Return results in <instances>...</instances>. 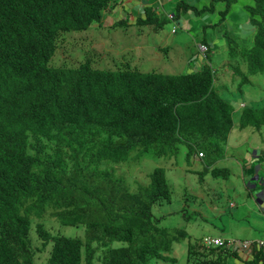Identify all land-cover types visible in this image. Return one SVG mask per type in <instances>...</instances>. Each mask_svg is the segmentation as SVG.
<instances>
[{
    "label": "trees",
    "instance_id": "16d2710c",
    "mask_svg": "<svg viewBox=\"0 0 264 264\" xmlns=\"http://www.w3.org/2000/svg\"><path fill=\"white\" fill-rule=\"evenodd\" d=\"M221 1L224 22L238 0ZM252 2L242 12L256 33L252 47L241 49L240 55L252 75H264V0ZM105 3L0 0L21 5L24 12L7 34L0 33V79L14 82L0 88V264H34L29 218H40L48 210L63 225H85L86 246L82 263L79 240L53 238L46 264H93V242L122 244L107 249L103 264H147L165 258L173 243L185 237H170L151 214L154 206L170 203L162 168L152 171L147 186L138 184L131 192L102 166L125 163L134 151L152 150L161 158L175 155L180 145L193 153V141L199 138L223 139L216 110L205 111L208 97L201 77L210 81L205 76L209 70L196 74L200 77L177 74L145 84L137 73H101L88 62L74 69H50L48 57L38 50L49 39L52 50L53 40L37 14L53 13L63 29L79 31L98 19ZM146 15L136 35L157 34L168 22L149 9ZM200 42L210 46L205 35ZM16 46L31 48L35 56V67L20 79L15 55L6 49ZM241 118L244 125L258 129L264 126V109L246 111ZM56 126L65 130L67 140L56 141ZM37 233L45 242L51 239L41 226ZM224 256L221 249L189 245L186 264H225ZM245 264H264V254Z\"/></svg>",
    "mask_w": 264,
    "mask_h": 264
},
{
    "label": "rangeland",
    "instance_id": "374dc122",
    "mask_svg": "<svg viewBox=\"0 0 264 264\" xmlns=\"http://www.w3.org/2000/svg\"><path fill=\"white\" fill-rule=\"evenodd\" d=\"M181 1L184 2V0ZM188 3L199 9L204 6L203 0H188ZM178 4L179 0H168L165 9L176 11ZM252 4V0H238L231 5L223 24H219L221 11L225 8V3L222 1L215 0L207 3L199 15H194L191 12L186 14L182 9H178L179 21L184 28L175 27V33H173V22L169 21L162 26L157 37L159 46L162 45L160 43H164V45L173 47L174 43V52L166 54L160 51L158 55L157 53L150 54L149 59L142 62V70L139 71L171 75L190 72L192 65L189 63L196 64L192 61L196 54L195 41H201L205 35L208 41L217 43L213 54L210 55L212 56L210 62L216 72L222 65L223 68L220 72H230L225 66L233 63V59L236 57L235 49L249 48L253 44L254 33L248 32L250 28L248 15L242 12L243 6ZM204 19L208 21L205 23ZM204 25H210V27L203 29ZM138 28L139 26L136 25H130L126 29L118 27L115 30L97 28L94 32L99 36V41L105 42L106 58L95 60L92 67L114 71L123 68L124 64L136 60V43L140 39L139 36H136L139 33L136 30ZM71 34L76 33L70 32L62 35ZM229 39H233L236 43ZM244 39L246 42L240 44ZM147 40L151 43V40ZM82 44L84 45H69L70 60L66 61L67 66H76L86 54L99 53L90 50L89 43L82 42ZM57 52L61 53L60 48ZM130 67L136 69L135 64ZM229 74L226 83H229ZM241 90L249 92L242 95L239 92L233 93L231 86L227 84L220 89L218 94L233 106L234 124L238 122L241 113V108L234 107L235 103H243L250 109L264 107V75L253 77L251 84L242 86ZM232 135L241 139L237 146L240 156L243 154V144L247 142L249 145L254 144L255 149L260 148L264 151V128L258 131L254 128H239ZM101 138L102 136H98L96 139L100 140ZM213 142L208 148L205 147V150L203 141H193V153H189L186 145H180L177 154H168L161 158L156 157L152 151H136L137 154L134 157L131 156L124 164L109 163L102 166L113 171L131 192L137 191L138 184L147 186L149 175L155 168H162L165 171L171 201L168 204L154 206L151 214L154 218L160 219V227L168 230L170 237L176 236L177 233H184L185 237L175 241L172 251L168 253V257L173 261L159 260L152 261L150 264H186L188 245L200 242L204 237L248 242L252 237L259 235L262 236L259 239L264 242V210L261 206L263 199L259 196L261 184L254 178L255 175L249 180L250 175L255 173V167L252 169V173L247 174L248 170L231 162L233 159L239 158L235 151L229 153L228 158L230 159H227V163L215 160L217 154H212L209 151L210 148L215 147V142ZM244 146L247 147V145ZM198 150L205 153L204 158L197 157ZM219 155L224 156L223 153ZM225 168L228 169V172L220 171L219 177L214 176L211 172L213 169ZM262 178L264 179V174ZM230 203L235 205L234 210L230 208ZM41 223L52 236L77 238L84 241L83 225H61L48 214L45 215ZM29 239L35 254L34 264H46L51 245L42 249V243L36 235L34 223L30 228ZM226 263L240 264L232 257H228ZM95 264H100V261L97 259Z\"/></svg>",
    "mask_w": 264,
    "mask_h": 264
},
{
    "label": "clouds",
    "instance_id": "9594fccd",
    "mask_svg": "<svg viewBox=\"0 0 264 264\" xmlns=\"http://www.w3.org/2000/svg\"><path fill=\"white\" fill-rule=\"evenodd\" d=\"M106 3L103 7L100 8L98 13V19L92 20L85 29L83 30H66L63 29L64 23L61 21H57L53 18L52 15H49L47 13L44 14H37V17L40 21L41 27H43L44 31L49 34L50 38L53 40V48L52 50L49 49L50 47V39L47 43L42 45L38 48L40 53L44 56L48 57V68H69L74 69L78 67L80 64L88 62L89 66L92 70L101 72V73H108L113 74L114 72L122 73L125 71H128L130 73H137L140 75V81H142L145 84H155L158 82V79L165 76H172L171 74H161V73H142L139 70H142V62L149 59V55L152 53H157L162 51L163 53L170 54L171 52H174L175 45L173 43V47H169L168 45H164V43L161 46H159V42L157 40L158 35L160 34V31L157 34L153 35H136L139 36L140 39L137 40L136 43V60L129 62L128 64H124L123 68L111 71V70H101L98 68H93L92 63L99 59L106 58V50L104 49L105 42L103 40L99 41V36L96 35L94 31H96L97 28H110L115 30L118 27L121 28H129L130 25H136L139 26L138 29H140V21L147 18L146 10H152L156 16L158 17H165L168 22H173V33H175L174 29L176 28H184L183 25H181L179 18L180 13L177 11L178 9H182L183 12L193 13L194 15H199L202 10L206 7V4L215 1V0H203L204 6L199 9L196 8L188 3V0H184L182 2L179 0L178 9L176 11H167L165 9L166 3L168 0H105ZM201 1V0H200ZM221 1V0H219ZM198 2V1H197ZM126 9V10H125ZM24 15V12L21 8V5L18 4H0V33L7 34L8 26L18 20L20 17ZM167 22V23H168ZM187 22V20H186ZM223 21H220L219 24H223ZM218 24V25H219ZM145 28L149 30H153L154 27L152 26H144ZM210 27V25H204L203 29ZM161 30V29H160ZM253 30V31H252ZM74 32L76 34L71 35H62L63 33H70ZM248 32L250 34L255 33L256 31L252 28H249ZM88 33V34H87ZM81 34H87L85 36H80ZM243 34V33H241ZM247 35V34H246ZM226 36V34H225ZM253 36V38H254ZM151 40V43L147 40ZM234 39V38H233ZM233 39H229L230 41L235 42ZM67 41V43H66ZM253 41V39H252ZM82 42H85L86 44L89 43V49L94 50L96 52H99L98 54H86L84 59L77 64L74 67H69L66 64V61L70 60V50L69 45H81L83 46ZM195 49L196 54L192 58V61H194L196 64H192L191 62L189 65H192L191 71L188 73H183L187 75L192 76H198L196 74H201V72L204 69L209 70L208 73L205 74L206 77L209 76V80L201 77L205 80L204 85L206 86V97H208V107L205 111L210 110L211 108H214L216 110V117L218 119L217 122V129L218 132L221 134L223 139L218 138V140L213 139H206V138H199V140L203 141L205 144H203V147H209L212 142L215 144L214 148H210L209 151L212 154H217L215 160L223 163H227V159L229 160V153L234 152L239 157L238 159H233L231 162L238 165L241 168H245L248 170L246 173H252V169L255 167V173L251 174L249 177V180L252 178V176L255 175V179L258 180V182L261 184V193L259 194L260 198L264 197V179L262 178L264 174V170L261 171L262 164L264 163V151L260 150V148L255 149V145H249V142L244 143L243 147V154L240 156V153H238L237 146L239 145L241 139L235 138V136L232 135V133L236 129H245V128H254V126L251 125H244L242 123V114H244L246 111H255L258 109H250L247 107V105H244L243 103H235L234 107L241 108V113L239 115L238 122L234 124L233 122V113L234 108L233 106L228 103L227 101H224L218 94L220 92V89L224 86L229 84L232 88L233 93L239 92L240 95L247 93L249 91L243 92L241 90L242 86L251 84V80L253 77L257 75H252V73L249 72V69L246 68L245 64L241 60L240 50L241 49H250L249 48H237L235 49L234 53L236 57L233 59V63H229L226 68L230 70V72H220L223 68V65L218 68V72L214 69L210 62V56L213 54L215 46L217 43H212L210 40V46H207L205 44H202L200 41H195ZM246 42V39H244L240 44H244ZM66 43V44H65ZM236 43V42H235ZM65 44V45H64ZM253 45V44H252ZM102 47L101 49H98ZM60 48L61 53H58L57 50ZM9 52L15 55V58L18 62L19 66V79L22 77L27 76L28 72L35 67V56L33 54V51L31 48L27 46H16V47H9L6 48ZM217 55V53H216ZM51 61V65H50ZM132 64H135L136 69L132 68ZM232 71V72H231ZM218 73V74H217ZM229 74V83H226V80L228 78ZM260 75V74H259ZM200 77V76H198ZM14 82L9 81H3L0 79V88L4 89L7 86L12 85ZM261 109H264L261 108ZM264 128V126L260 128H254L255 130H260ZM54 135L56 136V141H62L67 140L68 134L65 132L63 128H60L56 126ZM115 141H118V138L113 137ZM56 141H52L55 143ZM234 142V143H232ZM244 145H247L245 147ZM206 150V149H205ZM152 151V150H151ZM154 154V151H152ZM178 153V151H177ZM176 153V154H177ZM223 153L224 156H220L219 154ZM137 153L136 151L134 153H131V156H135ZM226 154V155H225ZM168 155V154H167ZM170 155V154H169ZM197 157L199 159H202L205 157V153L203 151L198 150L197 151ZM261 160L259 163H256L258 160ZM121 164V163H120ZM124 164V163H123ZM119 165V164H118ZM250 169V170H249ZM220 171L228 172V169H213L211 170L212 174L216 177L220 176ZM165 172V171H164ZM115 177L122 182V180L117 177L115 174ZM166 178V175H165ZM167 182V180H166ZM150 183V181H149ZM123 184V182H122ZM168 185V183H167ZM144 186V185H142ZM169 188V187H168ZM170 190V189H169ZM263 195V196H262ZM263 201L261 203V206L264 210V198H262ZM171 201V198H170ZM230 208L235 209V205L233 203H230ZM40 212V211H39ZM48 214L49 217L55 219L58 223H60L55 217L52 215V211H46L42 217L36 218L34 216H31L29 218L30 221V227L28 231V240L30 243V250L31 248V242L29 239V232L32 223H34L35 232L38 237V239L42 243V249H44L47 245H51L50 254L52 250V239L53 238H65L62 236H52L42 225L41 221L45 217V215ZM37 221V222H35ZM61 224V223H60ZM63 225V224H61ZM83 225V224H78ZM78 225H65V226H78ZM37 226H41L50 236V240L48 242H45L43 239H41L37 233ZM84 226V241H81L77 238H66V239H77L82 244V263L84 258V248L86 246V239H85V231L86 227ZM199 245L201 248H205L207 250L211 249H221L225 251L224 261L225 264L228 257L235 258L240 264H245V262L252 261L255 256L259 253L264 254V242L262 240H257L254 242H241V241H227L222 240L220 238H213V237H204L200 242L189 244V245ZM121 243H115L111 244L109 246H101L93 242L91 244L90 249L94 251L93 254V264H95V261L97 262V259L100 261V264H103L104 261V255L107 251V249L110 248H116L120 247ZM188 245V246H189ZM33 252V250H32ZM188 252V249H187ZM170 253V252H169ZM49 254V256H50ZM164 257L162 261H168L172 260L168 257V253L164 254ZM152 261H159V259H152L148 261L147 264H150ZM173 261V260H172Z\"/></svg>",
    "mask_w": 264,
    "mask_h": 264
},
{
    "label": "crops",
    "instance_id": "0c3cea01",
    "mask_svg": "<svg viewBox=\"0 0 264 264\" xmlns=\"http://www.w3.org/2000/svg\"><path fill=\"white\" fill-rule=\"evenodd\" d=\"M261 160L259 159L256 163H259ZM264 170V163L262 164V167H261V171ZM263 196V195H262ZM261 198H264V197H261ZM262 217V216H261ZM259 238H262V236H255V237H252L251 238V241H248V242H254V241H257V240H260Z\"/></svg>",
    "mask_w": 264,
    "mask_h": 264
}]
</instances>
